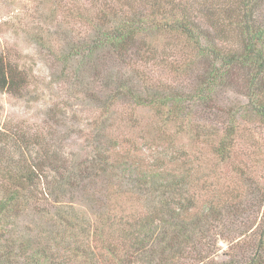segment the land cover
<instances>
[{"label":"trees","instance_id":"16d2710c","mask_svg":"<svg viewBox=\"0 0 264 264\" xmlns=\"http://www.w3.org/2000/svg\"><path fill=\"white\" fill-rule=\"evenodd\" d=\"M97 1L102 5L96 7L93 18L88 8H83V13H80L83 11L81 9L75 10L77 15L86 14L88 18L85 21L91 23L93 30L92 37L75 43L79 51L87 48L84 56L68 51L62 58L65 65L74 64L75 76L90 61H98L94 64L98 67L102 54L122 64L127 62L131 65V57L142 53L146 48L144 43L149 42V50L143 54L154 55L158 48L154 44L160 38L181 42L179 53L182 52L184 57L178 58L180 60L177 64L182 66H178L181 71L194 67L198 57L204 62L203 68L199 69L202 74L189 92L173 93L156 89L152 84H147L145 76H140L136 70L139 68L133 66L129 80L125 75L119 76L121 79L108 76L107 81L103 79L102 90L110 91L97 94L109 102V109L118 102L127 114L134 106L150 107L158 113V128L161 131L165 132L177 121L183 120L193 125L195 136L200 137L201 134L211 137L196 131L195 127L200 130L202 126L195 120H189V111L194 107L192 104H199L207 94H212L215 86L228 84L236 76V72L241 73L242 69L247 74L242 79L246 88L245 102L241 106L238 104V108L244 111V115L253 117L250 122L264 125V0ZM46 36L38 37L37 43L43 49ZM138 44L140 46L134 49ZM176 48L179 49L178 45ZM55 56L61 58L59 53H55ZM175 63L168 62L167 65L174 66ZM31 84L28 74L19 70L18 64L6 62L0 55V91L20 96ZM86 84L88 85L87 81ZM185 113L187 120L183 118ZM237 120L239 119L232 121V118H227L221 122L228 126L222 129L223 136L212 151L226 162H231L237 147L235 138L241 128L240 121ZM183 126L187 127L186 124ZM21 139L24 142L26 136ZM29 139L26 143H29ZM34 142L35 140L28 145L31 146ZM39 146L41 148L35 155L22 154L23 157L16 163L10 164L3 160L4 155L0 156V264H264V191H258L241 206L235 198L224 197L213 189L212 195H208L207 191L206 198L202 199L203 194L198 196L197 189L187 181L190 176L187 169L190 160L181 162L180 157L172 159L175 164L181 162L174 166L172 172L179 167L181 172L171 173L170 178L160 183V187L156 189L163 198H172L171 195L179 193L176 203L170 206L168 204L167 212L154 210L151 213L148 208L141 210L134 191L122 189V183L109 184L116 186L118 190L104 186L103 190L109 188L111 199L118 195L116 198L127 208L115 215L116 211L110 212L109 207L99 215L90 231L92 242L81 251L79 247L76 251L70 250L73 252L72 257L54 256L50 253L52 248L47 242L42 246H35L21 236L11 233L6 235V221L20 207L29 201L41 205L39 202L43 198L47 199V195L54 196L53 191L43 185L51 168L52 171L60 172L62 180L72 174L71 167L60 171L50 166L55 162L54 159L53 163L47 159L50 154L52 158V153L42 145ZM5 150L7 151V146ZM8 151L0 149V153L8 154ZM14 151L15 148L9 153L12 160L18 155ZM130 162L132 165L138 164L130 150H125L121 156L112 159L98 151L89 160L77 165L75 179L84 173V168H92L94 173L97 171L103 175L118 171L121 173L122 169V173L129 176L131 173H127L126 169ZM156 165H149L146 171L142 170L143 173L137 174L135 171L133 180L124 176L132 181L131 184H136L133 188L136 193L155 186L157 180L154 177L162 172L163 167L162 164ZM174 178H179L180 181ZM148 183L149 186L146 185ZM193 184L196 186V182ZM185 186L193 188L190 195L181 191ZM121 189L124 191H120ZM122 194L124 196L120 197ZM156 214L161 218L157 219L154 216ZM221 240L227 241L229 246L225 252L227 259L219 261L217 245Z\"/></svg>","mask_w":264,"mask_h":264},{"label":"rangeland","instance_id":"374dc122","mask_svg":"<svg viewBox=\"0 0 264 264\" xmlns=\"http://www.w3.org/2000/svg\"><path fill=\"white\" fill-rule=\"evenodd\" d=\"M100 5L102 3L97 0H0V55L6 62L18 64L19 70L26 72L32 83L20 96L0 91V149L3 152L9 150L8 154L0 153V156L4 155L3 160L10 164L16 163L23 155H35L42 145L52 153V158L50 154L47 159L55 160L50 166L57 170L71 167L72 173L67 178L63 174L62 180L60 172L51 168L43 185L44 188L49 187L54 196L47 195V199L39 202L41 205L29 201L20 207L6 221L5 233L21 236L35 246L47 242L52 248L50 253L58 258L72 257L70 250L76 251L79 247L81 251L90 245L93 224L109 207L110 212L116 211L115 215L127 208L116 198L118 195L111 199L109 188L103 190L104 186L118 190L109 184L118 182L122 183V189L133 190L141 210L148 208L151 213L154 210L167 212L168 204H175L179 193L171 195L172 198H163L156 189L170 178L171 173L181 172V167L172 172L176 164L190 160L187 181L197 189L198 196L203 194L202 199L206 198L205 193L212 195L213 189L224 197L235 198L241 206L258 191H264V125L250 122L253 117L244 115V111L238 108V104L241 106L245 102L246 88L242 79L247 76L246 71L236 72L228 84L215 86L212 94H207L196 106L192 104V109H195L189 111V120H195L202 126L200 130L195 127L196 131L211 136L200 134L199 137L193 133V125L183 120L164 132L158 128V113L152 108L134 106L127 114L119 102L109 109V102L97 94L110 91L102 90L103 79L107 81L108 76L121 79L119 76L125 75L129 80L132 66L139 68L136 70L140 76L143 74L145 82L156 89L189 92L199 80L202 74L199 69L203 68L204 62L198 57L194 67L181 71L182 66L177 65L178 58L184 56L179 53V40L160 38L154 44L158 47L154 55L143 54L150 46L149 42L144 43L145 50L131 57V65L104 54L99 57L103 60L98 67L94 66L98 61H90L76 76L74 64L65 65L62 58L68 51L84 56L87 48L79 51L75 43L92 37L93 33L91 23L85 21L88 18L86 14L77 15L75 10L81 9L80 13H83V8H88L93 18L96 7ZM43 35H47L44 49L37 43ZM55 53H59L61 58H56ZM168 62L176 63L171 66L167 65ZM186 113L183 118L187 120ZM227 118H232V121L238 118L241 124L231 162L221 160L212 152L223 136L222 129L228 126L221 124ZM25 136L26 140L30 138L29 143L22 141ZM34 140L36 145L32 143L29 146ZM13 148L18 155L12 160L9 153ZM125 150H130L139 164L130 162L126 169L131 173L129 176H125L122 169L121 173L103 175L97 171L95 174L92 168H84V173L75 179L77 165L89 160L91 155L101 151L112 159L121 156ZM176 157H180L181 162L173 163L172 159ZM161 164L162 172L154 177L157 180L155 186L136 193L133 189L136 184L130 181L135 179L134 172L143 173L142 170L146 171L149 165ZM174 180L180 181L179 178ZM195 182L199 187L193 184ZM191 186H185L181 191L190 195L193 192ZM122 189L120 191H124ZM154 216L161 218L159 214ZM228 246L227 241H219V261L227 259L225 252Z\"/></svg>","mask_w":264,"mask_h":264}]
</instances>
